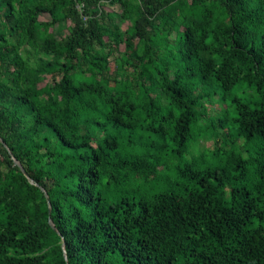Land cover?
<instances>
[{
  "label": "trees",
  "instance_id": "16d2710c",
  "mask_svg": "<svg viewBox=\"0 0 264 264\" xmlns=\"http://www.w3.org/2000/svg\"><path fill=\"white\" fill-rule=\"evenodd\" d=\"M0 138V264H264V0H0Z\"/></svg>",
  "mask_w": 264,
  "mask_h": 264
},
{
  "label": "rangeland",
  "instance_id": "374dc122",
  "mask_svg": "<svg viewBox=\"0 0 264 264\" xmlns=\"http://www.w3.org/2000/svg\"><path fill=\"white\" fill-rule=\"evenodd\" d=\"M102 8L106 11V12H114L115 17H116V24L119 26L120 30L122 32L126 31V29L129 27V23L128 22H123L119 19L120 17V9L118 5H107L104 4V6H102ZM47 19V15H42L40 16V21H44ZM66 29L64 26H59L56 28V33H57V37H63L66 34ZM123 50V47H118L116 48V52L114 54V56L110 59V66H111V70H113V59L119 55V53H121ZM59 78H56V81H58ZM53 83V79L50 76L45 77L44 81L40 84V87L46 85V84H52ZM218 110H220V106L218 104H212V105H207V112L209 115L212 114H216L218 112ZM212 142L210 141H204V140H200L197 146V150H203V149H211L212 148Z\"/></svg>",
  "mask_w": 264,
  "mask_h": 264
},
{
  "label": "water",
  "instance_id": "95a60500",
  "mask_svg": "<svg viewBox=\"0 0 264 264\" xmlns=\"http://www.w3.org/2000/svg\"><path fill=\"white\" fill-rule=\"evenodd\" d=\"M0 143L6 148V145L4 144L3 140L0 138ZM7 149V148H6ZM9 154L11 155V153L9 152ZM14 164L19 168V170L22 172V174L26 177L27 180H29V182L32 184V181L29 179L28 175L26 174V172L24 171V169L22 168V166L20 165V163L15 160L14 158H12ZM40 190L43 192L44 196H45V199H46V202H47V205H48V211L50 213V210H51V205H50V202H49V198L47 196V193L45 192L44 189L40 188ZM49 225L51 227L52 230H54L56 232V229H55V226L53 225L52 221L49 220ZM62 247L64 248V244L62 245ZM65 253V252H64Z\"/></svg>",
  "mask_w": 264,
  "mask_h": 264
},
{
  "label": "built area",
  "instance_id": "2783aa9c",
  "mask_svg": "<svg viewBox=\"0 0 264 264\" xmlns=\"http://www.w3.org/2000/svg\"><path fill=\"white\" fill-rule=\"evenodd\" d=\"M77 8H78V10L80 11V8H81V7H80V6H77Z\"/></svg>",
  "mask_w": 264,
  "mask_h": 264
}]
</instances>
